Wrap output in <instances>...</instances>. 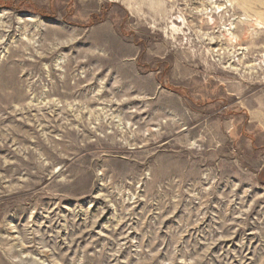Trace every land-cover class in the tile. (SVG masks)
<instances>
[{"label":"rangeland","instance_id":"374dc122","mask_svg":"<svg viewBox=\"0 0 264 264\" xmlns=\"http://www.w3.org/2000/svg\"><path fill=\"white\" fill-rule=\"evenodd\" d=\"M0 264H264V0H0Z\"/></svg>","mask_w":264,"mask_h":264},{"label":"bare ground","instance_id":"6f19581e","mask_svg":"<svg viewBox=\"0 0 264 264\" xmlns=\"http://www.w3.org/2000/svg\"><path fill=\"white\" fill-rule=\"evenodd\" d=\"M238 41V40H237Z\"/></svg>","mask_w":264,"mask_h":264}]
</instances>
